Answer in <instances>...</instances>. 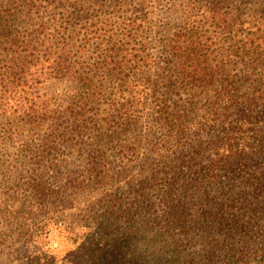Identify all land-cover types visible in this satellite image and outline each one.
Segmentation results:
<instances>
[{"label": "trees", "instance_id": "trees-1", "mask_svg": "<svg viewBox=\"0 0 264 264\" xmlns=\"http://www.w3.org/2000/svg\"><path fill=\"white\" fill-rule=\"evenodd\" d=\"M159 1L182 21L157 61L136 40L148 16L101 28L108 0H0V175L47 204L42 173L73 148L63 187L99 193L67 257L27 264H264V0ZM93 38L103 49L86 67ZM51 75L71 87L59 107L40 90ZM149 105L152 137L127 138ZM5 141L20 142L15 170ZM137 165L138 183L107 191Z\"/></svg>", "mask_w": 264, "mask_h": 264}, {"label": "rangeland", "instance_id": "rangeland-1", "mask_svg": "<svg viewBox=\"0 0 264 264\" xmlns=\"http://www.w3.org/2000/svg\"><path fill=\"white\" fill-rule=\"evenodd\" d=\"M142 3L146 10L144 13H141L140 7ZM167 8L172 9V6L159 0H108L105 6H102V8L99 6L94 10V15L98 14L99 18H102L101 28L104 29L107 26L106 22L109 23L110 20L117 27H125L122 16H148L150 31L146 29L147 32L138 34L136 40L140 43L146 40L151 41L155 59L159 61L168 55L166 49L168 45L167 37L164 33L174 30L182 21L181 8L176 7L175 11ZM114 33H119L117 28ZM92 43L94 45H91L88 57L84 58L85 62L88 61L85 64L86 67L90 66L93 61L89 57L92 54L95 57L97 55L100 56L103 49V42H99L96 38L90 40V44ZM98 43L101 45L97 46ZM150 76L155 78L154 75ZM52 77L53 75L44 79L45 82L47 81V87L44 86V83L40 90L42 93L49 92L53 95L56 99V105L59 107L72 93L70 92L71 87L66 79L60 80ZM150 104L153 105L151 102ZM150 107L149 105L145 112L140 113L142 118L139 122L137 121L130 126L126 132L127 138L130 130H136L143 136V142H148L152 137L148 129L152 117ZM19 143L15 142L13 144L5 141L4 144V147H6L4 149V159L8 160L7 164H10L11 170H15L20 165V162L14 163L13 161L16 158L20 159L17 156ZM141 146L140 152L144 155L147 152V147L144 143H141ZM66 152L68 153L62 156L58 152H53V168L50 170L46 169L42 173V176L52 182L48 193L50 201L47 204L38 205L33 199L26 197L24 195L26 192L21 188V184H17L15 181L18 178L15 173L11 174L13 178L10 177L9 183H6L3 179L4 175H0V216L2 217V225L0 227V264H27V260L32 257H52L60 261L67 257L71 253L70 251L78 244L75 243V237L68 230L77 227L74 221L79 220L91 208V203L97 200L99 193L96 191L86 195L87 191H76V193L72 194L71 190L63 187V176L80 162L77 150L70 148ZM2 163L0 162V166ZM142 173L141 167L137 165L136 168L125 172L121 176H114V188H107V191L116 192L119 189L117 186H123L128 182L138 183L141 180ZM222 179L227 185L226 191L232 192L233 183L226 175ZM132 196L133 194L130 195V197ZM11 208L13 209L8 210ZM149 214L153 213L149 212Z\"/></svg>", "mask_w": 264, "mask_h": 264}]
</instances>
